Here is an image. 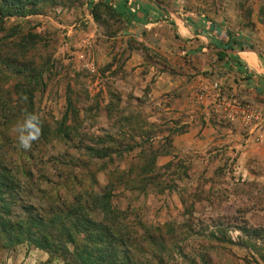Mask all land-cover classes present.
<instances>
[{
    "label": "rangeland",
    "instance_id": "obj_1",
    "mask_svg": "<svg viewBox=\"0 0 264 264\" xmlns=\"http://www.w3.org/2000/svg\"><path fill=\"white\" fill-rule=\"evenodd\" d=\"M177 1L185 7L179 9L230 20L263 51L264 0ZM87 4L0 0V186L8 179L0 192L14 189L11 221L29 218L32 210L50 221L56 206L64 212L74 195L109 197L135 224L126 248L140 245L158 255L162 239L171 247L166 233L176 229L185 236L178 249L186 255L203 250L211 264L253 258L264 264V121L245 118L264 109L242 101L226 79L214 82L222 85L224 106L216 105L211 85L206 93L198 86L174 88L180 76L189 83L192 75L172 44L163 51L153 33L136 40L139 35H126L127 26L116 19L96 23ZM133 54L136 66H127ZM35 76L38 89L28 106L16 86ZM25 112L42 121L40 137L27 151L19 148L10 122ZM192 127L197 133L185 138L191 146L177 147V136ZM96 207L92 216L105 223L99 202ZM212 232L235 244L195 235ZM48 237L13 244L0 234V264H66L64 247L72 246L55 231ZM175 253L169 256L181 263L184 257ZM69 263L75 264L71 256Z\"/></svg>",
    "mask_w": 264,
    "mask_h": 264
},
{
    "label": "trees",
    "instance_id": "obj_2",
    "mask_svg": "<svg viewBox=\"0 0 264 264\" xmlns=\"http://www.w3.org/2000/svg\"><path fill=\"white\" fill-rule=\"evenodd\" d=\"M87 5L95 22H102L103 24H105V20L116 19L122 23L133 25L141 12L140 5L131 2V0H88ZM37 77H32L27 86H16L17 91H22L25 94V96L20 95L21 99L26 101L29 98L26 101L28 106L32 105V96L38 89L39 77ZM10 122L15 124L14 121L10 120ZM1 162L2 159L0 158ZM2 170L0 168V177ZM6 181L8 179L4 178L1 188ZM14 197L13 188L8 189L6 193L0 192V234L7 242H13V244L39 243V240L49 242L50 231H55L56 235L64 241V246H72V251L68 247H64V260H68L66 264H70L69 256L75 264H170V261L171 264H211L210 255L207 252H202L203 250L186 255L183 248L178 249V243H181L185 236L176 229L166 233V236L173 239V243L169 244L171 247L167 248L168 244L162 239L158 255L153 252L147 253L145 248L140 247V245L136 249L126 248V244L134 234L135 224H131L128 217L122 215L119 204L109 197L84 200L81 196L74 195L70 201L66 202L64 212L60 209L62 205L56 206V215L47 222L32 209L30 210L34 214L30 212L29 218L19 217L15 221H11L13 215L11 203ZM98 202L105 214L103 217L105 223L96 221L92 216ZM180 227L182 226L180 225ZM188 233L194 235V231ZM220 233H197L195 235L204 238L205 242L209 240L210 242L235 244L232 239L227 237V234ZM150 239L153 242L154 237L152 236ZM244 244V241L238 243L240 246ZM39 246H48V244L37 245L36 247ZM176 251L175 254L184 257L181 263L175 261L176 258L169 256ZM146 254L150 255L148 261L144 257ZM133 255L141 256V258L133 260ZM259 256L264 262V256ZM253 260L251 263L246 259L245 264H258L256 259L253 258Z\"/></svg>",
    "mask_w": 264,
    "mask_h": 264
},
{
    "label": "crops",
    "instance_id": "obj_3",
    "mask_svg": "<svg viewBox=\"0 0 264 264\" xmlns=\"http://www.w3.org/2000/svg\"><path fill=\"white\" fill-rule=\"evenodd\" d=\"M131 2L138 3L141 12L133 25L125 24L126 35H139L136 40H141V36L156 34L163 51L169 50L172 44L173 52L187 59L185 74L192 75L191 80L188 83L180 76L174 88L180 85L182 89L187 85L205 88L226 79L228 86L239 92L237 96L240 94L242 101L264 109V49L261 50L262 46L254 36L207 10L191 12L179 9L185 7L177 0L174 4H167L165 0ZM166 28L167 38L162 34L167 32ZM135 57V54L129 57L127 66H136L133 63L136 62ZM195 131L196 128L192 127L189 134L177 136L175 145L183 149L190 147L185 138L195 135ZM202 131L205 134L207 129Z\"/></svg>",
    "mask_w": 264,
    "mask_h": 264
},
{
    "label": "clouds",
    "instance_id": "obj_4",
    "mask_svg": "<svg viewBox=\"0 0 264 264\" xmlns=\"http://www.w3.org/2000/svg\"><path fill=\"white\" fill-rule=\"evenodd\" d=\"M42 121L36 113L25 112L23 119L17 121L11 128L20 149L30 150L41 134Z\"/></svg>",
    "mask_w": 264,
    "mask_h": 264
},
{
    "label": "built area",
    "instance_id": "obj_5",
    "mask_svg": "<svg viewBox=\"0 0 264 264\" xmlns=\"http://www.w3.org/2000/svg\"><path fill=\"white\" fill-rule=\"evenodd\" d=\"M221 86L222 85H220L219 83H214L209 88V89H212V91L214 92L215 100L217 101L215 103L218 106L226 105V102H225L226 97L223 96V94L221 93ZM209 89L206 88V87L203 88L204 92L208 91ZM207 96H210V95L206 94V98H208ZM243 113H245V112H243ZM245 118H247L248 120H251V121L261 122L262 123L264 121V114L262 112L258 111V110H253V111H250L249 114H247V116Z\"/></svg>",
    "mask_w": 264,
    "mask_h": 264
}]
</instances>
